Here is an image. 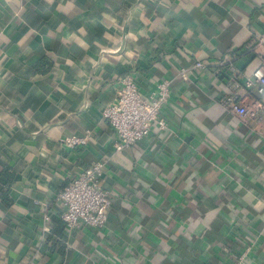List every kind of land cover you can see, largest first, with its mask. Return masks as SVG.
I'll return each instance as SVG.
<instances>
[{
    "label": "crops",
    "instance_id": "crops-1",
    "mask_svg": "<svg viewBox=\"0 0 264 264\" xmlns=\"http://www.w3.org/2000/svg\"><path fill=\"white\" fill-rule=\"evenodd\" d=\"M260 35L264 0H0V264H229L243 244L264 264V114L216 102L261 100L243 83L264 37L262 63L243 50L173 78ZM126 73L142 96L172 78L168 127L115 152L100 112ZM84 129V147L59 143ZM103 159L106 221L68 230L55 194Z\"/></svg>",
    "mask_w": 264,
    "mask_h": 264
},
{
    "label": "built area",
    "instance_id": "built-area-1",
    "mask_svg": "<svg viewBox=\"0 0 264 264\" xmlns=\"http://www.w3.org/2000/svg\"><path fill=\"white\" fill-rule=\"evenodd\" d=\"M264 35L250 40L243 49L230 51L212 61L195 60L189 66L178 68L173 78L187 80L188 74L193 71L204 70L209 65L215 67H231L232 60L243 50L252 51L256 55V48L263 43ZM259 56V55H258ZM263 62V59L258 57ZM172 78L159 80L151 90L142 96L135 83V78L130 73L124 74L119 79V87L113 101L104 106L100 117L112 129L113 150L119 152L125 147L148 135L151 126L158 130H166L168 121L163 115L162 108L170 95V82ZM258 83L263 89L261 100L253 102L250 106L239 104L232 94L221 95L217 104L232 113L237 119L245 117L257 119L264 114V72L261 66L251 72V76L244 81L245 87ZM91 137V131L84 129L80 135H69L59 139V143L67 149L84 147ZM107 159L96 160L75 175L66 185L55 194L62 211L60 219L68 230L81 226L101 228L107 218V210L111 203L112 192L104 188L99 180V175ZM35 203H44L34 200ZM44 218L45 215H43ZM246 245L229 264H246Z\"/></svg>",
    "mask_w": 264,
    "mask_h": 264
},
{
    "label": "trees",
    "instance_id": "trees-1",
    "mask_svg": "<svg viewBox=\"0 0 264 264\" xmlns=\"http://www.w3.org/2000/svg\"><path fill=\"white\" fill-rule=\"evenodd\" d=\"M237 50H238V49H233V50H232V49H231V50L229 49V50H227L226 52H224L222 55H224V54H226V53H228V52H230V51L235 52V51H237ZM7 168H8V167H6V166L3 165V166H2V170H1V172H2L3 174L0 172V173L3 175L2 177L4 178V180H5L6 182H7L8 178L6 177L7 175H5V172H4V171H6ZM3 196H4V194H3ZM61 221H62V220H61ZM62 223H63V221H62ZM63 224H64V223H63ZM246 245H247V244H243L239 251H241Z\"/></svg>",
    "mask_w": 264,
    "mask_h": 264
}]
</instances>
